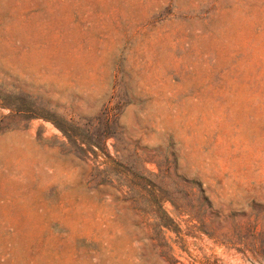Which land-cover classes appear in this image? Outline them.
I'll return each mask as SVG.
<instances>
[{
	"label": "rangeland",
	"instance_id": "374dc122",
	"mask_svg": "<svg viewBox=\"0 0 264 264\" xmlns=\"http://www.w3.org/2000/svg\"><path fill=\"white\" fill-rule=\"evenodd\" d=\"M0 264H264V0H0Z\"/></svg>",
	"mask_w": 264,
	"mask_h": 264
}]
</instances>
